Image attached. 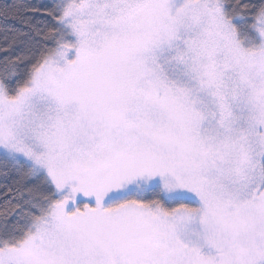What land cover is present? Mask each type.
<instances>
[{"label": "snow or ice", "instance_id": "snow-or-ice-1", "mask_svg": "<svg viewBox=\"0 0 264 264\" xmlns=\"http://www.w3.org/2000/svg\"><path fill=\"white\" fill-rule=\"evenodd\" d=\"M0 264H264V0H0Z\"/></svg>", "mask_w": 264, "mask_h": 264}, {"label": "trees", "instance_id": "trees-1", "mask_svg": "<svg viewBox=\"0 0 264 264\" xmlns=\"http://www.w3.org/2000/svg\"><path fill=\"white\" fill-rule=\"evenodd\" d=\"M28 3L38 5L40 3H46L47 0H27ZM3 34L0 33V46H3V39H2Z\"/></svg>", "mask_w": 264, "mask_h": 264}]
</instances>
